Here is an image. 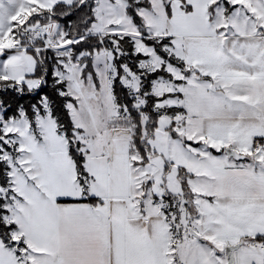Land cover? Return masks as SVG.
Segmentation results:
<instances>
[{
    "label": "snow or ice",
    "instance_id": "obj_1",
    "mask_svg": "<svg viewBox=\"0 0 264 264\" xmlns=\"http://www.w3.org/2000/svg\"><path fill=\"white\" fill-rule=\"evenodd\" d=\"M0 264H264V0H0Z\"/></svg>",
    "mask_w": 264,
    "mask_h": 264
}]
</instances>
